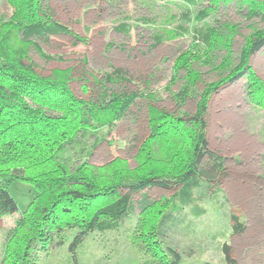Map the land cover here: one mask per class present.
<instances>
[{
  "label": "rangeland",
  "instance_id": "obj_1",
  "mask_svg": "<svg viewBox=\"0 0 264 264\" xmlns=\"http://www.w3.org/2000/svg\"><path fill=\"white\" fill-rule=\"evenodd\" d=\"M206 5L207 0L202 6ZM43 6L71 33L35 40L39 46L31 48L30 59L37 72L49 75L54 69L73 67L71 88L86 100L99 96L105 88L130 90L140 86L155 92L153 99L144 97L137 102L112 129L92 128L76 139L74 146L67 147L60 159L71 168L83 161L100 166L114 159L121 161H116V166L139 167L146 159V152L140 149L150 135L148 104L193 118L204 98L206 83L225 74V59L236 60L254 27H264V18H249L236 2H221L201 22L196 21V14L188 21L183 18L187 11L183 0H44ZM192 9L197 12L196 7ZM10 12L9 3L0 0V17H5L0 23L4 27H10L4 24ZM226 24L236 26L231 51L219 47L207 58L203 49L199 52L192 45L197 29L211 25L223 29ZM179 29L184 34L170 36ZM156 35L163 39L157 42ZM184 52L190 58L186 65L181 63ZM249 63L264 85V46ZM115 69H122L127 80L103 85L104 73ZM248 79L244 75L213 91L204 115L208 151L222 157L228 172L222 183L227 201L216 202L211 197L212 189L205 190L201 204L208 212L195 217L188 206L172 204L170 199L179 186L146 187L133 192L129 203L132 209L119 220H111L109 228H97L75 244L77 230L68 228L62 233V244L47 251L31 250L32 263L76 264V257L79 264H129L151 254L154 242L177 249L183 264H264V106L258 104L264 98L249 94ZM185 86L193 87L190 90ZM184 88L187 94L181 99L178 94ZM168 140L180 150L185 143ZM164 141L149 146V155L155 160L150 163L175 166L165 156L157 164L153 156H161L165 147H171L167 142L163 146ZM9 191L18 209L0 219V264L9 232L37 194L34 186L23 180L13 181ZM231 212L245 222L241 234L233 232Z\"/></svg>",
  "mask_w": 264,
  "mask_h": 264
},
{
  "label": "trees",
  "instance_id": "obj_2",
  "mask_svg": "<svg viewBox=\"0 0 264 264\" xmlns=\"http://www.w3.org/2000/svg\"><path fill=\"white\" fill-rule=\"evenodd\" d=\"M43 1L6 0L11 12L10 19L4 24L9 23L10 27L0 23V219L18 209L9 191L13 181L29 182L37 190L8 234L2 264H33L31 250L47 251L50 246L62 244V233L68 228L77 230L74 244L97 228H109L111 220H119L132 209L129 203L133 192L146 187L179 186L170 199L172 204L188 206L195 217L208 212L201 204L205 190L212 189L211 197L216 202L227 201L222 183L228 172L222 157L208 151L204 118L207 100L213 91L244 75L249 77V94L255 99L264 98L262 79L249 63L253 54L264 46V27H254L236 60L225 59L222 64L225 74L206 83L202 93L204 98L193 118L174 115L148 104L150 135L140 149V152H146V159L139 167L116 166V161H121L114 159L100 166L83 161L71 168L67 161L60 159L67 147L74 146L76 139L92 128L112 129L137 102L144 97L153 99L155 92L140 86L130 90L105 88L99 96L86 100L71 88L73 67L54 69L49 75L37 72L30 59L31 48L38 49L39 46L35 40H47L51 34L71 33L67 26L54 19ZM183 1L187 8L183 15L186 21L192 14H196L197 22L203 21L220 7L221 2H236L247 11L249 18H264V0H207L206 7L202 6L205 0ZM192 7H196L197 12ZM180 32L184 34L180 29L169 34L173 37ZM234 33L236 26L230 24L224 25L223 29L213 25L202 27L195 31L192 45L199 52L203 49L209 58L208 55L219 47L231 51ZM160 36H155L157 42L163 39ZM188 57L184 52L181 63H189ZM104 76L103 85L127 80L122 69L108 71ZM192 87L185 86L187 89ZM185 88L178 94L181 99L187 94ZM258 104L264 106V100ZM168 139L179 143L184 140L185 143L180 150ZM161 141H164L163 146L167 142L172 148L165 147L161 156L153 155L157 164L165 156L175 166L165 162L159 166L150 163L155 160L149 155V146L154 142L162 145ZM230 220L233 232H244L246 225L240 215L231 212ZM151 248V254L129 264H183L182 254L171 245L153 242ZM75 263L79 264L76 257Z\"/></svg>",
  "mask_w": 264,
  "mask_h": 264
}]
</instances>
